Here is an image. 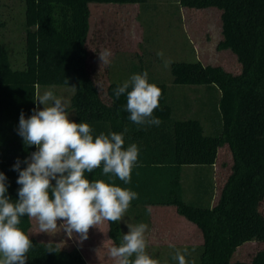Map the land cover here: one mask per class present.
Returning a JSON list of instances; mask_svg holds the SVG:
<instances>
[{"label":"trees","instance_id":"obj_1","mask_svg":"<svg viewBox=\"0 0 264 264\" xmlns=\"http://www.w3.org/2000/svg\"><path fill=\"white\" fill-rule=\"evenodd\" d=\"M25 2V60L20 68L2 41L5 22L0 0V172L7 178V195L13 201L19 198V172L13 170V165L19 160L23 170L27 167L25 160L37 151L18 134L21 112L26 119L33 114L38 87L72 86L74 122L88 123L94 138L105 133V126L109 134L123 133L124 148L136 144L139 149L130 183L104 175L102 166L86 173L87 178L135 191L138 198L131 202L132 207H176L202 231L204 241L198 248L196 264H264V248L249 263L233 261L244 244L264 243V0H179L186 8L222 11L224 39L219 49L231 50L242 66L240 74L201 61L175 62L171 66L173 84L219 91L221 126L215 134L206 133L201 119L179 117L164 83L148 78L162 90L159 107L153 112L159 125L130 121L126 94L119 99L114 94L125 81L111 82L106 100L96 84L86 48L90 4L143 5L148 0ZM225 145L232 151L234 165L218 203L212 207L207 201L213 187L208 169L215 166L219 150ZM189 168L194 170L191 199L184 184ZM108 223L110 238L119 246L121 223ZM19 227L32 241L26 264H88L76 247L40 242L33 237L31 218L21 217Z\"/></svg>","mask_w":264,"mask_h":264},{"label":"rangeland","instance_id":"obj_2","mask_svg":"<svg viewBox=\"0 0 264 264\" xmlns=\"http://www.w3.org/2000/svg\"><path fill=\"white\" fill-rule=\"evenodd\" d=\"M25 1L1 0L5 22L2 41L8 47L15 66L20 68L25 60ZM90 9L91 26L86 42L88 66L105 100L107 88L113 80L109 77V71L112 74L117 70L115 65L118 66L117 72L120 74V71H124L122 76L128 75L129 79L133 74L147 72L148 78L168 86V98L176 104L179 117L201 119L207 134L218 131L221 126L218 113L219 91L205 86L173 84L171 66L175 62L201 61L204 65L220 66L232 74L241 73L242 66L236 54L231 50L219 49V44L224 39L221 10L190 9L181 6L179 0H148L143 5L92 3ZM105 50L110 51L111 55L107 63H102L99 54ZM47 90L62 98L71 119L74 114L71 99L75 87H38L41 95ZM39 108L42 109L43 105H39ZM213 123L215 128L211 129ZM233 165L232 151L225 145L219 150L215 166L208 169L213 187L207 201H210L212 207L218 203L224 184L232 174ZM193 172L192 168L187 169L184 182L189 199L193 198ZM132 208L137 210L128 209L120 221L123 235L128 232L127 225L146 224V251L159 264H178L173 259L177 250L185 255L187 264L198 262H195V252L198 253V248L204 241L202 231L179 214L176 207L170 208L169 212L163 210L165 206ZM261 211L264 214V203ZM34 223H37L35 219ZM105 223L104 221L90 228L86 240H81L79 234L73 233L61 243L65 247L80 248L88 264H115L109 255V248L116 244L110 238L108 240V227ZM31 235H37L43 242L49 240L45 232H40L39 226L32 228ZM58 236L63 239L61 232ZM263 248L264 243H246L236 251L233 261L249 263ZM185 249L187 253L184 252Z\"/></svg>","mask_w":264,"mask_h":264},{"label":"clouds","instance_id":"obj_3","mask_svg":"<svg viewBox=\"0 0 264 264\" xmlns=\"http://www.w3.org/2000/svg\"><path fill=\"white\" fill-rule=\"evenodd\" d=\"M110 55L105 50L99 59L107 63ZM114 94L117 99L126 94V111L133 123L160 124L153 112L159 107L162 90L148 81L147 72L133 74ZM34 100L38 107L33 114L26 119L21 112L19 117L18 134L38 150L32 153L30 163L25 160L27 167L23 170L19 160L13 165V170L19 172L18 200L7 195V178L0 172V264H26L32 241L19 227L21 217L35 219L40 232L54 234L62 228L70 237L76 233L86 240L93 226L103 221L120 222L131 202L138 198L131 189L114 182L90 180L85 175L102 166L104 175L130 183L139 155L136 144L125 149L123 133H100L94 138L88 123L69 119L66 104L51 90L38 93ZM58 221L63 222L59 228ZM127 227L120 245L109 248L115 264H159L146 251L147 225ZM173 259L187 264L179 250Z\"/></svg>","mask_w":264,"mask_h":264},{"label":"crops","instance_id":"obj_4","mask_svg":"<svg viewBox=\"0 0 264 264\" xmlns=\"http://www.w3.org/2000/svg\"><path fill=\"white\" fill-rule=\"evenodd\" d=\"M106 5V4H105ZM107 5H109V4H107ZM138 5V4H137ZM110 68H111V65L108 67V69L110 70ZM115 68L117 69V70H115L112 74L110 73L111 72V70L109 71V77L111 78V79H113L111 82H113V81H128L129 80V76L128 75H124V77L122 76V74L123 73H125L124 71H120V74L117 72L118 71V66L117 65H115ZM121 68H123V67H121ZM110 82V83H111ZM109 83V84H110ZM73 112H74V114H73V117L70 119V120H72V121H74L75 120V118H76V113H75V111L74 110H72ZM105 133L104 134H109L108 133V131H107V127L105 126ZM52 183L53 184H55V181H52ZM170 208H175V207H173V206H165V208H163V210H168V212H169V210H170ZM128 209H133V210H137L136 208H132L131 206L128 208ZM164 212H166V211H164ZM31 222H32V227H31V230H30V233H31V231H32V228H34V226H39L38 225V222L37 223H34V219H32L31 218ZM104 222V221H103ZM106 223H105V225L108 227V240H109V238H110V235H109V223H108V221H105ZM58 223V228L60 227V225L63 223L62 221H58L57 222ZM59 232H61L62 233V237H63V239H60V237L58 236V233ZM45 236H46V238L47 239H49L47 242H45V243H51V244H60V245H62V243L61 242H64L65 240H64V238L66 237H69V235L61 228L60 230H58V232H56V233H54V234H49V233H47V232H45ZM33 237H35L37 240H39L40 241V239H39V237L37 236V235H35V236H33ZM111 239V238H110ZM40 242H43V241H40ZM111 242H112V239H111ZM202 245H203V243H202ZM201 245V246H202ZM200 246V247H201ZM76 247V246H75ZM77 248V247H76ZM78 250H80V252H81V249L80 248H78ZM82 253V252H81ZM83 254V253H82ZM195 255H197V252H195ZM84 259H85V257H84ZM86 260V259H85Z\"/></svg>","mask_w":264,"mask_h":264},{"label":"water","instance_id":"obj_5","mask_svg":"<svg viewBox=\"0 0 264 264\" xmlns=\"http://www.w3.org/2000/svg\"><path fill=\"white\" fill-rule=\"evenodd\" d=\"M33 153H34V152H33ZM31 155H32V153H31ZM31 155L28 157V163L31 162Z\"/></svg>","mask_w":264,"mask_h":264}]
</instances>
